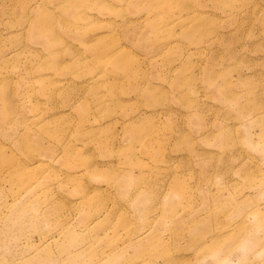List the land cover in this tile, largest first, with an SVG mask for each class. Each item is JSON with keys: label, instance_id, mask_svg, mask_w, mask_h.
I'll return each mask as SVG.
<instances>
[{"label": "rangeland", "instance_id": "rangeland-1", "mask_svg": "<svg viewBox=\"0 0 264 264\" xmlns=\"http://www.w3.org/2000/svg\"><path fill=\"white\" fill-rule=\"evenodd\" d=\"M0 264H264V0H0Z\"/></svg>", "mask_w": 264, "mask_h": 264}]
</instances>
